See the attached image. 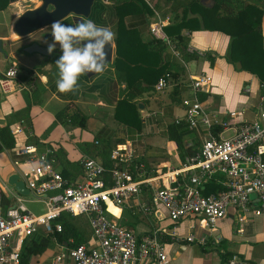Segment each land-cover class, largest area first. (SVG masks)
Returning a JSON list of instances; mask_svg holds the SVG:
<instances>
[{
	"label": "crops",
	"instance_id": "0c3cea01",
	"mask_svg": "<svg viewBox=\"0 0 264 264\" xmlns=\"http://www.w3.org/2000/svg\"><path fill=\"white\" fill-rule=\"evenodd\" d=\"M186 1L183 0V4ZM173 2H171V8ZM20 5L21 0H18L17 3H10L7 10L0 11V42L5 49L4 54L2 53L3 56H0V79L4 77L11 66L18 68V77L11 90L4 92L0 87V128L8 125L9 116L24 110L28 102H32L30 120L24 122V125L20 119L11 120L10 129L12 132L17 128L23 129V134L16 139L15 148L0 154V193H3L10 201L9 208L16 204L19 195L8 185V179L16 173L25 181L23 170L28 169V166L24 164L25 158L19 155L16 150L22 145H36L39 153L53 147L56 150L53 159H57L55 167L66 176L65 179L71 182L83 181L82 161L84 158H95L104 162L100 153L101 147L98 148L95 143L98 135L108 139L112 145L118 140H122L123 143L133 142L136 149L135 159L140 165L134 173L136 177L154 176L159 170L166 172L168 169L178 166L182 161L177 150L171 149L168 145L167 126L175 120H187V108L183 101L195 98L191 88L193 78L206 75L211 79L210 90L198 93L197 98L206 113L216 115L220 121H228L233 125L231 128H223L224 131L219 134L220 137L225 138L224 135L229 131L233 132L232 137L243 123L255 122L260 113L264 112V85L255 75L238 71L227 61L230 38L220 32L196 31L188 33L184 31L183 34L188 39V49L194 50L197 55H202H198L200 58L197 60L185 61L184 57L182 59L180 55L172 53L169 48V52L173 56H177L176 60L184 67L185 73L179 79L181 86L177 101L172 95L174 87L172 82L164 92L154 90L156 93H165L156 103L166 113L167 121L163 117L162 120H159L158 112L155 113V111L147 113L145 119L143 113L147 107L154 104L152 99L143 97L136 100L139 105L144 106V110L139 109L143 118L142 132L117 125L118 122L115 119L110 127L97 122L92 123L93 115L89 112L85 113L86 109L89 110L91 104L98 106V109L106 107L105 96L109 94L90 92L88 95L90 98L80 94L79 99L75 102L80 110L88 116L86 129L61 124L57 121L56 114L70 102L72 93H60L56 83L58 73H49L47 72L48 67L38 66L45 56L37 53L28 55L22 51L23 48L35 42L48 47L46 42L51 40L45 37L40 39V36H36L39 32L30 37L16 40V35L13 32L14 23L24 11L33 8ZM167 19L171 20V18ZM55 50H61L60 46L57 45ZM206 52L212 54L214 66H211L209 57H203ZM52 55L46 57V62L57 61ZM10 60H13V63ZM21 67L33 73L34 81L29 87L20 77L24 75L22 71L19 72ZM81 80L91 86L95 85L99 78L91 82L84 78ZM120 88L125 89V85ZM102 95L105 96L101 98ZM200 97H204L205 101H201ZM153 112L154 115H157L156 118L152 116ZM179 112L181 113L179 114ZM231 112L238 114L235 119L228 116ZM91 124L94 125L91 126ZM202 133L207 135L204 129H202ZM193 139H198L201 146L202 140L199 134L192 130V134L186 138V142L190 145ZM31 194L36 197L34 203L44 204L34 192ZM24 204L26 205L25 199ZM259 205L257 197L252 196L249 220L242 229L237 223L240 213L234 209L230 210L228 216L219 221L213 230L201 228L199 220L195 218L174 222L168 217L166 210L153 203V194L149 189H144L139 197L132 199L122 207L110 206L109 211L110 217L114 221L129 228L139 238L154 229L163 231L169 264H226L232 256L241 257L248 264H264V212L261 215L252 212L259 209ZM26 207L28 208L27 205ZM9 208H4V210ZM28 210L31 211L29 208ZM57 234L59 233L52 236V244L49 249L44 254L35 257L32 264H75L70 257L57 261L58 257L68 253L73 243V239L69 237L59 241ZM40 235L47 236L43 231L35 236ZM189 236H195L198 240L205 238L206 242L204 245L189 243L187 241ZM16 244L17 236L11 240L13 248ZM146 264H156V262L147 261Z\"/></svg>",
	"mask_w": 264,
	"mask_h": 264
},
{
	"label": "built area",
	"instance_id": "2783aa9c",
	"mask_svg": "<svg viewBox=\"0 0 264 264\" xmlns=\"http://www.w3.org/2000/svg\"><path fill=\"white\" fill-rule=\"evenodd\" d=\"M160 24L151 26L153 37L167 41L171 51L177 54ZM188 52L196 53L192 49ZM17 77V66H11L0 79L1 89L9 92ZM211 84L206 75L193 78L191 88L195 98L183 101L190 129L202 140L198 152L181 162L179 167L166 172L159 170L154 176L136 177L131 171L130 166L136 158L132 141L112 150L109 172L101 161L84 158L82 182H71L57 170L53 164V147L43 153L32 144L18 147L17 153L25 158L24 164L28 166L23 170L26 186L45 204L46 212L37 215L29 211L23 196L5 211L0 193V264H22L20 252L25 240L40 231L46 235L62 233L63 226L58 220L63 213L86 216L93 235L89 242L70 249L57 261L70 257L75 264H146L147 261L169 264L163 231L154 229L139 238L110 217V206L122 207L139 197L144 189L151 190L153 203L166 210L172 221L195 218L205 230L215 229L233 209L240 213L237 223L242 229L249 220L252 196H256L260 204V208L252 212L261 215L264 212V112L255 122L243 123L232 137L217 138L212 133L214 127L227 129L233 125L206 113L198 100V93L208 92ZM169 86L170 80L161 79L155 90L164 92ZM237 115L231 112L228 116L235 119ZM13 134L17 139L23 129L17 128ZM108 173L111 175L109 180L106 178ZM218 177L224 178L220 184L225 189L204 195L206 184ZM15 236L17 244L13 248L11 240ZM187 241L201 245L206 242L205 238L198 240L194 236H189ZM226 264L248 263L241 257L232 256Z\"/></svg>",
	"mask_w": 264,
	"mask_h": 264
},
{
	"label": "trees",
	"instance_id": "16d2710c",
	"mask_svg": "<svg viewBox=\"0 0 264 264\" xmlns=\"http://www.w3.org/2000/svg\"><path fill=\"white\" fill-rule=\"evenodd\" d=\"M172 1L174 2L171 13L174 14V19L163 27V32L182 59L184 57L185 61H190L200 58L196 53L188 52V39L183 34L184 31L220 32L230 38L227 61L238 71L255 75L264 85V0H214L213 8L203 6L201 0H187L185 4L183 0ZM112 2L109 10L104 11L107 13L105 19L101 17L104 12L98 9L91 17V20L97 24L104 20L103 25H112L114 28L116 55L112 64V73L108 71L103 76L98 75L91 79L99 78V81L91 86L81 80L82 78L88 80L82 75V78H79L78 90L70 94V102L56 114V119L61 124L85 130L88 116L75 102L82 91L100 92L115 97L114 119L120 126L142 132L143 118L136 100L143 98L144 94L153 92L161 79H167L174 84L172 95L177 101L181 86L179 79L185 73V69L169 52V43L153 37L149 19L154 17L155 13L145 0H112ZM9 6L10 0H0V11L7 10ZM47 35L45 38L49 39ZM211 55L206 52L203 57H209L211 66H214ZM20 71L24 74L19 75L24 83L28 87L31 86L34 81L33 73L22 67ZM53 73H58V69L55 68ZM109 77L113 80L108 79ZM122 85H125L123 90L120 88ZM200 100L205 101V98L200 97ZM31 108L32 102L29 101L24 110L9 116L7 126L0 128V154L11 151L16 145V137L10 129L11 120L20 119L24 125V122L31 119ZM223 131L224 129L218 126L212 130L217 138ZM191 134L192 130L186 119L175 120L167 126L168 145L171 149L177 150L182 162L194 156L200 147L198 139H193L190 145L186 142V138ZM95 143L98 148L101 147L103 164L109 172L112 169L110 154L115 147L123 144V141L118 140L112 145L108 139L98 135ZM56 160L53 159L54 166ZM138 167L140 165L135 159L130 169L136 173ZM110 176L108 173L106 178L109 180ZM63 177L66 178L65 175ZM223 179L218 177L210 180L203 190L204 195L223 191L225 188L220 184ZM1 197L3 207L9 208L10 201L3 193ZM58 222L62 224L63 232L57 234V237L59 241L72 238L71 249L86 244L93 235L90 223L84 215L74 216L63 213ZM52 236L49 234L27 238L20 252L22 264H32L35 257L44 254L52 244Z\"/></svg>",
	"mask_w": 264,
	"mask_h": 264
},
{
	"label": "clouds",
	"instance_id": "9594fccd",
	"mask_svg": "<svg viewBox=\"0 0 264 264\" xmlns=\"http://www.w3.org/2000/svg\"><path fill=\"white\" fill-rule=\"evenodd\" d=\"M53 40L47 51L53 53L60 46L62 55L55 62L58 69L57 90L62 94L73 93L79 88L82 75H101L109 61L107 48L115 47V33L106 27H98L92 20L75 25L55 21L51 25Z\"/></svg>",
	"mask_w": 264,
	"mask_h": 264
},
{
	"label": "water",
	"instance_id": "95a60500",
	"mask_svg": "<svg viewBox=\"0 0 264 264\" xmlns=\"http://www.w3.org/2000/svg\"><path fill=\"white\" fill-rule=\"evenodd\" d=\"M99 0H40V4L32 9H27L24 11L13 25L14 34L21 38L30 37L42 30L50 28L52 23L55 21H65L70 16L74 15L77 17H83L89 19L92 14V9L95 2ZM107 3L109 0H101ZM18 0H10V3H17ZM200 3L207 7L213 8L215 6L214 0H201ZM49 39L53 40L51 34L47 35ZM2 43L0 42V48ZM46 46H43L37 42L23 48L25 54H40L45 57H50L53 53H59L62 55L61 51H54L49 54ZM109 52V61L107 63L111 64L114 61L116 54V46L112 49H106ZM13 63V60H10ZM88 79H93L97 77L95 73L85 74ZM98 109V106L91 104L89 105V111L94 114ZM140 110H144L142 104L139 105ZM8 185L12 187L15 193L19 196L27 197L31 195V191L27 188L25 181L19 174H12L8 179Z\"/></svg>",
	"mask_w": 264,
	"mask_h": 264
},
{
	"label": "rangeland",
	"instance_id": "374dc122",
	"mask_svg": "<svg viewBox=\"0 0 264 264\" xmlns=\"http://www.w3.org/2000/svg\"><path fill=\"white\" fill-rule=\"evenodd\" d=\"M145 1L147 2V4L151 7V9L155 13V16L149 19L150 20L149 21L150 30H152V27L151 26L152 25H155L156 23L157 24H160V22L163 21L164 23L163 24H160L159 26H166V25H169L170 22L174 19V15H172V13H171V7H170L172 0H145ZM108 2L109 3H107V4H109V5L110 4L112 5V3H113L112 0H109ZM39 4H40V0H21V5L20 6H27V7H33L34 8V7L38 6ZM109 5H107V6H109ZM75 18H77V16ZM167 18H171V20L169 21ZM73 20L74 19L72 17L71 18L69 17L68 19H66L63 22L65 24H71V25L77 24ZM82 20L85 21V19H82ZM166 22H168V23H166ZM106 28H109V29H111L114 32V28L112 27V25L106 26ZM46 34H51V28H47L45 30L40 31L36 36H38V37L40 36V39H42L43 37H45ZM20 39L21 38H19V37L16 36V40H20ZM51 42H52V40L51 41H47L46 44H49ZM113 43H115V40H114ZM4 50L5 49H3V47L1 46V48H0V56L2 55V53L4 54ZM177 54L179 55V53H177ZM52 57L55 58L56 60L59 59V56L56 53H54L52 55ZM174 58H177V56L174 55ZM46 61H47V58L46 57L42 59V63H45ZM42 63H40L38 66H40L42 68H47L48 67L49 69H47V72L51 73V72H53L55 70V67H56L55 62H53V61L48 62V63L46 62L43 65H42ZM112 64L113 63L108 64L106 66L108 68V70H105L104 71V73H103L104 75L107 74L108 71H110L112 73V70H111L112 69ZM5 66H6V64H5ZM103 74H101V76ZM108 79L111 80L112 78L109 77ZM87 81L91 82L92 80L91 79H88ZM84 92L86 94L83 93V92H81V95H84L85 97L90 98L88 96L90 92H88V94H87V91H84ZM122 93H123V91H122ZM164 94L165 93H156L154 91L153 92H150V93H147V94H144L143 97L145 99H152L153 104H154V105H151V107H147L146 108L145 112L143 113L144 118L146 117L147 113H149L150 111H155V113L158 112V117H157V115H154V112L152 113V116H154L155 118L157 117L159 120H162V117H163L167 121L166 113L164 112V110L162 108H160L161 106L156 103V101L160 100L164 96ZM103 96H105V95H102L100 97L102 98ZM105 97H106V99L105 98L104 99H105V102H106V107L99 108L98 110H96V113L95 114H91L90 111L87 108L86 111H85V113H88L89 112L91 115H93L92 118H91L92 121H93L92 123L97 122V123H101V124H104V125H108L110 127L111 124L114 122V117L113 116H114V113H115V111H114V109H115V103L113 102V100H114L115 97L112 96L111 94L106 95ZM85 99H87V98H85ZM141 102H143V101H141ZM180 113L181 112H179V114ZM93 125L94 124H91V126H93ZM117 125H118V123H117ZM232 134H233L232 131L226 132V134L224 135V137L225 138H230ZM176 167H179V166H176ZM23 198L26 200V205L28 206V208L33 213H35L37 215H40V214H43V213L46 212L45 204H42V203H39L38 204V203H34L33 202V201H36V197L34 196V194H31L30 196L23 197Z\"/></svg>",
	"mask_w": 264,
	"mask_h": 264
},
{
	"label": "flooded vegetation",
	"instance_id": "af4514ba",
	"mask_svg": "<svg viewBox=\"0 0 264 264\" xmlns=\"http://www.w3.org/2000/svg\"><path fill=\"white\" fill-rule=\"evenodd\" d=\"M107 3H109V2H107ZM107 3H105V2H102L101 0H99V1H97V2H95V4H94V7H93V9H92V14H91V16H90V18L89 19H85V18H83V17H77V18H75L76 16H74V15H72V16H70V18L72 17L74 20L73 21H75L76 23H78V22H80V21H84V20H82V19H85V22L86 21H88V20H91V17H92V15H93V13L95 12V11H97V9L98 10H100V11H105L106 9H107V11L109 10V8H110V5L109 4H107ZM107 5H109V6H107ZM105 14V15H104ZM104 14H101V17H102V19H105L106 17H107V13L106 12H104ZM93 21V20H92ZM93 22H95V21H93ZM96 23V22H95ZM103 23H104V20L103 21H101L100 22V24H97L96 23V25L98 26V27H106V25H103ZM107 66V65H106ZM106 69H107V67H106Z\"/></svg>",
	"mask_w": 264,
	"mask_h": 264
}]
</instances>
